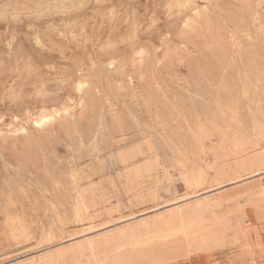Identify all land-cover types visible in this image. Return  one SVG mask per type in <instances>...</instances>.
Wrapping results in <instances>:
<instances>
[{"label":"rangeland","instance_id":"obj_1","mask_svg":"<svg viewBox=\"0 0 264 264\" xmlns=\"http://www.w3.org/2000/svg\"><path fill=\"white\" fill-rule=\"evenodd\" d=\"M120 138L141 162L158 155L142 196ZM252 156L264 160V0H0V264L126 227L145 237L140 222L203 191L183 179L200 170L209 191L190 201L228 225L223 264L248 226L239 210L264 202V162L238 164Z\"/></svg>","mask_w":264,"mask_h":264},{"label":"bare ground","instance_id":"obj_2","mask_svg":"<svg viewBox=\"0 0 264 264\" xmlns=\"http://www.w3.org/2000/svg\"><path fill=\"white\" fill-rule=\"evenodd\" d=\"M194 22H196L195 18L189 25L192 26ZM18 60L20 61V59ZM78 85L80 90L86 88V85L88 86L87 81L84 79L80 80ZM91 94L92 100L96 101L99 97L97 90H92ZM50 121L49 116L45 114L39 118L38 124L44 125ZM102 128H104L103 122L100 123V129ZM100 133L101 131L97 130L94 137L98 139ZM123 141L124 138L116 141L118 145V151L115 155L116 160L123 165V169H126L127 182L139 191V196H142L140 187L144 183V180H142L143 174L151 171L159 163L158 155L156 154L155 158H145L141 162L138 158L144 154V150L139 145L122 148L121 143ZM149 150H151V147H149ZM203 151L204 148L202 147ZM255 161H259L261 164L264 162L262 158L259 159V157L252 156L242 159L238 164L240 167H244ZM214 166H216V162H214ZM216 172L217 184L221 186L223 181H220V179L222 178L223 170L218 168ZM251 173L255 175L259 172L256 170ZM205 174L204 170H200L197 173L183 175V179L187 184L194 188H202L203 191L191 192L188 194L189 197L174 201V204L177 205L174 209L167 214L155 217L153 221L140 222L141 227L145 228L147 236L142 237L137 227H126L107 235L102 240L89 238L87 241L61 250L57 254L40 256L26 264H220L214 259L213 253L217 248L221 247L223 235L228 225L222 223L217 227H213V222L215 223L214 217L206 219L207 214L213 211L214 204H211L210 199L204 198L195 202L190 201V198L203 196L209 191L208 187L204 188L207 183ZM237 178L239 177L237 176L233 179ZM182 201L187 203L178 205ZM79 204L81 208L77 211L78 217H80L82 209L89 208L86 197L82 193L79 195ZM255 209L256 214L259 216L261 214L264 215V207H255ZM238 214L246 215L245 210L241 209ZM154 236H157L159 241L157 245L152 246L150 243L153 241ZM231 244L237 245L239 249L225 254V264L244 263L241 250L244 248V253L250 252L252 248L250 242L236 234ZM229 248L233 249L232 247ZM66 254L68 257H66ZM194 254L198 258L196 263L192 259Z\"/></svg>","mask_w":264,"mask_h":264},{"label":"crops","instance_id":"obj_3","mask_svg":"<svg viewBox=\"0 0 264 264\" xmlns=\"http://www.w3.org/2000/svg\"><path fill=\"white\" fill-rule=\"evenodd\" d=\"M257 207H264V202L258 204ZM245 213L248 226L245 230L244 239L252 243V248L250 252L245 253L244 248L241 250L242 257L244 258V263L241 264H264V215L260 217L256 214L255 206L246 209Z\"/></svg>","mask_w":264,"mask_h":264}]
</instances>
